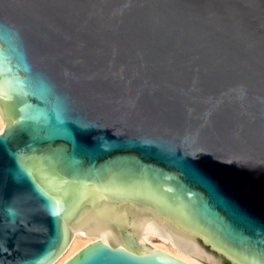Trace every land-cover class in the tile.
<instances>
[{"label": "water", "instance_id": "1", "mask_svg": "<svg viewBox=\"0 0 264 264\" xmlns=\"http://www.w3.org/2000/svg\"><path fill=\"white\" fill-rule=\"evenodd\" d=\"M0 117V264H264V0H0Z\"/></svg>", "mask_w": 264, "mask_h": 264}, {"label": "bare ground", "instance_id": "2", "mask_svg": "<svg viewBox=\"0 0 264 264\" xmlns=\"http://www.w3.org/2000/svg\"><path fill=\"white\" fill-rule=\"evenodd\" d=\"M4 127V121L0 117V132ZM71 234L69 243L64 251L52 264H61L64 260L78 252L89 239H103L100 232L81 230V224H68ZM134 231L147 242V246L160 249L174 255L176 258L194 262V264H209V258L203 257L198 251L187 248L181 249L175 238L160 234L152 221L140 218V227H134Z\"/></svg>", "mask_w": 264, "mask_h": 264}, {"label": "snow or ice", "instance_id": "3", "mask_svg": "<svg viewBox=\"0 0 264 264\" xmlns=\"http://www.w3.org/2000/svg\"><path fill=\"white\" fill-rule=\"evenodd\" d=\"M21 174H23V170H21V172L18 173V175H21ZM113 251H115V250H113ZM94 254H95V255H105V253H103L102 250H96V251L94 252Z\"/></svg>", "mask_w": 264, "mask_h": 264}]
</instances>
